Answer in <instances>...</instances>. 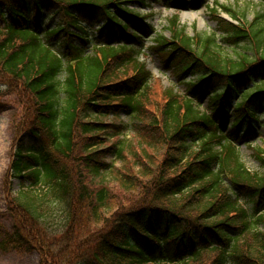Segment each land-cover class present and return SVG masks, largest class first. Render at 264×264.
Wrapping results in <instances>:
<instances>
[{
  "label": "trees",
  "instance_id": "trees-1",
  "mask_svg": "<svg viewBox=\"0 0 264 264\" xmlns=\"http://www.w3.org/2000/svg\"><path fill=\"white\" fill-rule=\"evenodd\" d=\"M203 1L162 0L169 7ZM135 3L149 5L0 0V74L33 103V122L15 139L10 165L20 180L11 197L12 247L37 252L39 264H264V147L250 146L260 165L252 173L236 146L264 126V13L249 30L212 14L220 36L194 41L182 28L169 37L158 32L129 8ZM147 35L165 67L192 76L158 111L164 134L154 116L143 123L146 143L169 146L158 163H133L141 176L126 168L127 124L98 117H143L149 70L140 64L118 76L114 67L138 61ZM218 36L246 53L217 60L208 50L222 47ZM253 48L257 57L248 53ZM108 127L116 139L104 146ZM107 174L128 193L122 213ZM20 221L30 230L21 231Z\"/></svg>",
  "mask_w": 264,
  "mask_h": 264
},
{
  "label": "rangeland",
  "instance_id": "rangeland-1",
  "mask_svg": "<svg viewBox=\"0 0 264 264\" xmlns=\"http://www.w3.org/2000/svg\"><path fill=\"white\" fill-rule=\"evenodd\" d=\"M212 0H209L211 3ZM148 2V1H147ZM223 6L230 7L235 14L240 18L239 25L246 27L248 22L255 21V15L258 12H264V1L261 0H218ZM152 7L140 6L139 4H131L129 8H138L141 15L152 16L147 17L148 20L157 28V31L162 32L168 36V29L171 28H183L184 34L193 35H209L212 32H217L215 28V21L212 19V12L209 10L211 4L207 2L200 4L196 7L187 8H168L164 7L160 2H150ZM173 15H177L176 20L173 22ZM177 25V27H176ZM168 28V29H167ZM167 29V30H166ZM218 35V34H217ZM220 35V34H219ZM221 39L218 38V43L222 45V48H216L214 45L210 46L208 53L217 56V60L227 58V56H235L237 51L240 53H246V50L241 48H234L232 45L223 44ZM150 41L146 42V45H150ZM254 50V49H253ZM251 55L252 53L248 51ZM258 55L257 51L255 57ZM129 63V64H128ZM143 64L150 72V79L147 90L145 92V111L140 121L132 120L130 116L119 111L118 114H109L99 116L98 119L108 124H114L123 122L127 124V129L123 132L125 148V161L126 168L131 169L136 175H141L137 166L133 163L138 162H152L154 159L156 163L160 162L163 158L164 152L169 146L167 141H157L153 143H146L143 138L144 127L143 123L148 116H154L157 119L155 123L158 132L164 134L161 131V116L158 112L163 103L166 102L170 93H178L184 91L182 80L184 77L177 78L176 72L173 68L163 67V62L160 61L155 51L148 49L138 56V61L127 62V60H121L118 66L114 67L115 73L119 75H130L134 70ZM189 74L185 76L188 78ZM204 99V98H203ZM200 100L201 106L205 105V100ZM29 104V97L26 91L22 88L21 84L12 78L8 79L4 77V74H0V241H4L0 246V264H39V255L37 252H28L21 246L16 248L12 247V238L10 235L14 232V215L12 214V194L17 192L20 188V180L12 175L11 172V160L12 151L17 139L21 134H25L27 128L33 122L31 117V106ZM201 108V107H200ZM160 120V121H159ZM135 124V125H134ZM109 131L102 134L105 138L104 146L110 144L116 136H113V129L108 127ZM141 133L143 134H140ZM119 137V136H118ZM252 146L264 147V127L260 128L256 134H254ZM262 139V140H261ZM240 157L244 162L246 168L255 173L260 170L258 160L253 157L252 150L245 145H240ZM112 155H108V159H112ZM122 162L116 161L114 165L117 168H123ZM263 170V169H262ZM261 170V172H262ZM107 174L104 182L109 183L113 188L114 202L124 201L125 196L128 193L124 192L120 188L117 179L114 175ZM98 179H93L92 183H97ZM122 207V208H121ZM120 210L117 212H124L126 209V202H123ZM108 223H101L100 228L108 229ZM21 231L27 232L30 230V225L24 221H20Z\"/></svg>",
  "mask_w": 264,
  "mask_h": 264
}]
</instances>
